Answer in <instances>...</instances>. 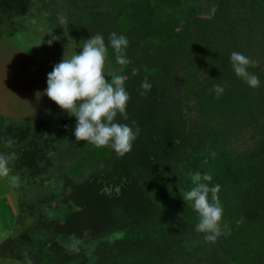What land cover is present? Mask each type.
I'll return each instance as SVG.
<instances>
[{
	"label": "trees",
	"instance_id": "16d2710c",
	"mask_svg": "<svg viewBox=\"0 0 264 264\" xmlns=\"http://www.w3.org/2000/svg\"><path fill=\"white\" fill-rule=\"evenodd\" d=\"M27 2L0 0V10L12 19ZM90 24L99 32L84 37L101 34L108 44L116 32L128 39L130 64L118 65L110 46L107 55L130 94L127 120L116 119L135 121L139 135L119 156L77 141L75 128L54 136L42 118L33 129H6L0 153L16 152L11 174L49 195L40 200L47 216L32 236L3 241L0 257L27 264H264V0H117L103 4ZM233 51L254 62L249 71L259 87L234 74ZM145 79L152 88L141 95ZM63 137L71 164L57 175L48 171L47 153ZM195 172L221 185L215 242L195 230L198 213L181 198Z\"/></svg>",
	"mask_w": 264,
	"mask_h": 264
},
{
	"label": "clouds",
	"instance_id": "9594fccd",
	"mask_svg": "<svg viewBox=\"0 0 264 264\" xmlns=\"http://www.w3.org/2000/svg\"><path fill=\"white\" fill-rule=\"evenodd\" d=\"M56 40H59L58 36L48 40L49 46ZM128 43L125 35L116 32L110 34L108 44L101 34L91 35L79 45V54L75 52L70 57L64 56L61 62L53 66L47 75V87L42 93L69 116L76 118L73 135L77 141H87L96 147H109L119 156L132 150L140 129L135 126V121L130 125L116 119L118 115L124 120L128 118L126 110L130 94L125 87L127 77L117 72H106L105 61L110 46L117 53L118 65L130 64L125 54ZM230 62L237 78L251 88L260 86V77L249 71V67L255 64L248 56L233 51ZM136 72L137 69L133 68L132 74ZM106 74L110 79L105 78ZM151 88V83L145 79L141 83V89L145 90L141 95H145ZM214 90L217 95L224 92L221 85H216ZM13 143L11 139L6 141L9 148H12ZM211 155L215 157L216 153ZM15 159V151L0 153V178H7L12 186H19L20 176L11 174L10 162ZM212 181L210 173L195 172L192 174L193 186L181 195L183 201L188 202L198 213L195 230L204 233L205 240L209 242H215L221 235L223 216V207L218 197L221 185Z\"/></svg>",
	"mask_w": 264,
	"mask_h": 264
},
{
	"label": "rangeland",
	"instance_id": "374dc122",
	"mask_svg": "<svg viewBox=\"0 0 264 264\" xmlns=\"http://www.w3.org/2000/svg\"><path fill=\"white\" fill-rule=\"evenodd\" d=\"M116 2L117 0H29V2H27L28 5L26 4L28 6L27 9L18 16H14L12 19L4 18L3 12L0 10V34L9 30L7 26H9L11 22L12 25L14 23V27H12L16 30L14 32L27 30L34 33V36L37 38H32L34 40H31V43L39 45L45 44L47 46L45 52L49 55L51 64L54 66L61 62L64 56L70 57L75 52L79 54L81 51L79 45L82 44L84 40L90 38L88 36L84 37V32L89 30L95 31L96 33L99 32L98 27L90 23L93 18H95V15L101 11V6L105 3L115 5ZM207 7L208 5L204 4L201 8L205 11ZM76 12L81 16V21L78 24L74 20ZM71 13L74 15H71ZM50 32L51 34H48ZM53 36H58L59 40L54 41L52 45L49 46L48 40L52 39ZM4 51L5 58H7L6 60L8 61L7 64L10 66H18V64H15L17 62L14 61L13 56L7 52L6 49H4ZM105 71L109 73L121 72V69L115 70L111 67L108 55L105 61ZM28 74L29 72L27 71L23 73L24 76ZM107 77L106 74L105 78ZM14 81H17L18 86L16 88L18 89L21 88L20 86L25 85H29V88L32 90H42L43 88L42 84L36 83L34 78H31L29 82L24 78L15 79ZM13 82H10L7 86V90H10L8 91L9 93L12 91L11 89L15 87V83ZM8 92L6 91V93L2 94L0 100L8 99ZM38 103H40V101ZM15 107L18 108V104H16ZM40 118L49 121L47 129L53 133L54 136L63 134L65 136L70 135L75 128L73 122L76 121V118L68 114L66 115L65 112L61 113L60 107L52 101V104L49 105L48 108L42 110L40 115L36 113V115L29 118V123H24L25 120L21 119H7L0 122V139H4L3 137L6 129H14L15 132L18 129L16 127H21V125L26 124H29L32 129L35 128L41 120ZM64 119H66V121H64ZM67 147L68 140L64 137L50 147L47 154L50 159L51 168L47 167L48 171L52 173L55 172L57 175L60 172L64 174L67 173V168L71 164L65 157ZM235 148L237 149L236 151H239L242 147L235 146ZM41 164L43 165V162ZM58 169L62 171L58 172ZM45 186L48 185L45 184ZM37 193H41L40 195L42 196H39ZM48 195L49 193L43 192L42 188H34L29 185V183L27 185L26 183H19V186H12L7 178H0V246L3 243L2 240L6 241L10 238H15L16 235L18 237L23 235H27V237L32 236L33 231L31 232V229L35 228L37 223H40L41 216L43 220L47 216L41 206L42 203L40 200ZM18 201L20 203H18ZM49 234L50 232H48V235ZM6 258L7 257H3V260H0V264H11V259ZM18 264L27 263L18 261ZM47 264H51V262Z\"/></svg>",
	"mask_w": 264,
	"mask_h": 264
},
{
	"label": "crops",
	"instance_id": "0c3cea01",
	"mask_svg": "<svg viewBox=\"0 0 264 264\" xmlns=\"http://www.w3.org/2000/svg\"><path fill=\"white\" fill-rule=\"evenodd\" d=\"M8 27V31L6 30L0 34V96L6 93V91H10L7 90V86L15 79L24 78L29 82L31 78H34L35 82L42 84L43 88L42 90H32L29 88V85H25L20 86L21 88L18 89L16 88L18 83L14 81L15 87L13 86L12 91L8 92L9 100H0V122L7 119L29 120L36 113L40 115L42 110L52 104V101L42 93L47 87V75L53 70V66L49 55L45 52L47 46L45 44L31 43V40H34L32 38H37L34 36V33L27 30L14 32L16 30L12 28L14 27V23L12 25V22L7 26V29ZM4 49L13 56L14 61L17 62L15 64H18V66L7 64L8 61L5 58ZM26 71L29 74L24 76L23 73ZM37 93H41V95H37ZM39 101L40 103H38ZM16 104H18V108L15 107ZM2 258L0 257V260H3ZM6 259H11V264H18V261L13 258L8 257Z\"/></svg>",
	"mask_w": 264,
	"mask_h": 264
}]
</instances>
